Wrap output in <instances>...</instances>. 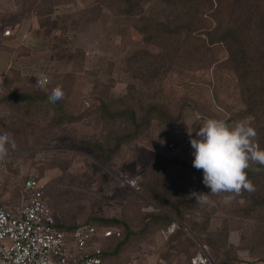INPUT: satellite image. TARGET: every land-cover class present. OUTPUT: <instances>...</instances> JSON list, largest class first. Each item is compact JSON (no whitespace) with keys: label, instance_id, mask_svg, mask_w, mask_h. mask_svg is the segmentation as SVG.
<instances>
[{"label":"rangeland","instance_id":"374dc122","mask_svg":"<svg viewBox=\"0 0 264 264\" xmlns=\"http://www.w3.org/2000/svg\"><path fill=\"white\" fill-rule=\"evenodd\" d=\"M248 2L259 7L254 14L256 20L259 16L263 19L264 0ZM91 4L92 0H63L51 19L53 22L55 17L62 18L66 32L62 34V30L49 25L36 35L32 33L36 29L32 13L22 14L23 0H0V52H3L0 53V96L12 90L17 82L27 85L47 77L52 86H60L67 93V105L75 108L76 115L82 116L86 111L90 114L72 125L51 128L46 123L51 117L50 111L46 115L42 109L46 118L39 114L36 119L25 111L26 123L12 127L8 113L1 108L0 133H9L15 148L7 162L0 164V199L16 201L23 180L34 176L44 184L47 203L59 223L77 226L91 222L92 215H102L118 220L133 218L132 223L137 224L136 207L148 200L138 191L133 192L125 181L137 178L140 183L149 171L165 174L166 179L179 180L181 190L188 180L202 181V170L192 166L194 149L190 140L199 138L196 133L207 119H221L230 126L238 121L249 123L256 129V141L264 149V103L253 112H246V101L240 95L231 70L225 64L217 65L226 56L222 47H215L210 53L211 64L198 71L189 69L183 79L180 68L160 80L133 78L126 72L124 59L142 45L135 32L121 31L119 20L108 11H102L96 21L93 16L83 17L82 21L64 19L66 15L79 19ZM212 8L229 18L232 0H212ZM243 13L239 21L242 27L249 15L244 9ZM214 22L216 24V20ZM243 34L246 39L251 37L249 33L248 36ZM58 36L65 37L64 45L52 41L51 38ZM256 36L257 43L251 44V51L255 47L264 49V31L257 29ZM4 58L12 69H5ZM149 64L146 61L145 68L140 67L138 73L149 68ZM14 70L21 74L17 79L9 74ZM99 82L105 88L100 87ZM111 97L124 98L123 103L126 97H132L138 101L135 105L140 103L143 110L150 106L161 107L173 119L179 109L184 114L174 124L149 121L143 134L124 145L106 166L90 148L74 145V149L67 152L60 147L67 137L93 143L117 133L116 125L105 123L97 111L94 112L99 106L98 99L106 101ZM229 119L234 121L228 122ZM37 136L43 139L38 144ZM261 171L249 178L255 185L254 192L243 191L230 203L223 200V195L228 194L210 196L215 206L198 204L194 214L189 216L200 223L207 218L208 225L201 239L218 242V246L207 248L197 240L198 246H195L184 237L172 243L168 240L169 229H148L111 264H264L260 262L264 260V202L255 203L264 200V169ZM131 191L142 200L139 202ZM142 210L151 212L154 208L144 205ZM141 225L143 222H138L137 228ZM224 226L226 232H220ZM187 232L195 238L189 230ZM224 235L226 243H223Z\"/></svg>","mask_w":264,"mask_h":264},{"label":"trees","instance_id":"16d2710c","mask_svg":"<svg viewBox=\"0 0 264 264\" xmlns=\"http://www.w3.org/2000/svg\"><path fill=\"white\" fill-rule=\"evenodd\" d=\"M62 1L23 0L24 12L22 14L31 12V17L36 22V29L32 33L40 35L41 31L49 25L53 26V29L62 30V34L66 32L67 28L62 18L55 17L56 20L53 22L51 19L52 15L56 13L55 8ZM243 9L249 13L244 27L239 22L241 16H244ZM258 9V6H252L248 0H232L230 16L225 18L212 8V0H92V4L84 9V14L79 19L67 15L64 16V19H69L71 22L82 21L83 17L93 16L96 21L100 18L102 11H108L119 20L123 27L121 31L124 33L135 32L140 37L142 45L132 50L131 54L124 59L126 72L130 73L133 78L146 79L147 77L148 80H160L165 78L162 76H170L175 69L180 68V78L183 79L189 69L198 71L200 67L211 64L213 58L210 53L214 51L215 47H222L226 56L224 59L222 57L223 60L217 62V65L220 67V65L225 64L229 67L238 83V88H240V95L246 101V112L251 113L257 106L264 103V49L255 47L251 51V44L257 43V29L264 31L262 24L264 18L259 16L256 20V15L254 16ZM253 16L255 18L252 19ZM215 20L216 24H214ZM243 33H249L251 37L246 39L242 36ZM64 38V36H58L51 39L63 44ZM146 61L150 62L149 68L138 73L140 67L145 68ZM9 74H13L16 79L21 76L17 70L9 71ZM43 78L45 77H42L39 83L33 80L27 85L17 82L12 90L0 96V109L2 108L8 113L10 126L18 127L26 123L25 111L30 113L34 119L37 115H42V109L46 111V115L50 111L52 114L46 123L51 128L63 127L67 124L72 125L81 120L82 116L90 115L88 111L82 116L76 115V112L73 111L75 108H69L67 105V93L56 104H50L48 95L55 86L49 82L43 83ZM98 85L105 88L100 82ZM98 100L99 106L94 112L97 111L105 123L116 125L118 132L113 136L110 134L101 142L93 143L79 138L78 140L67 137L62 140L60 147L66 149L67 152L74 149V145L90 148L94 154L101 158L100 162L104 166L124 145L130 144L140 137L148 127L149 121L156 120L160 124H174L184 114L183 110L179 109L176 119H173L171 114L161 107L150 106L143 110L140 103L135 105L138 101H134L132 97H126L124 103V98L111 97L106 101ZM127 102L131 104L127 105ZM21 111L23 114L19 113ZM42 116L46 118L45 115ZM233 121V119L228 120V122ZM40 140H43L42 137L37 136V144ZM256 168H260V171H248V179L254 178L257 173L264 169L259 165ZM143 177V183L142 181L138 182V192L145 196L148 201H143V205L136 207L134 217L137 224L132 223L133 214L130 217L131 220L127 218L109 219L102 215H92L90 217L91 222L87 223L98 230L106 227L104 229H112L118 232L98 240L104 264H111L135 239L141 238L148 229L168 230L172 225L176 226L168 236L169 242L177 243L184 237L188 242L192 240L195 246H198L196 240L199 245L207 248L219 245L218 242L201 239L200 235L204 234L203 232L208 225L207 218L204 220L205 222L202 221L201 223L193 218V220L189 219L198 205L189 194L193 191L210 193V189L202 181L188 180L181 190L180 181L166 179L165 174L158 175L149 171ZM132 191L131 193L134 195L135 193ZM136 197L138 200H142L140 195L137 194ZM45 200L48 202L46 196ZM263 202V199H259L255 203ZM144 205L153 206L154 210L144 212L145 210H142ZM138 222H143L139 228H137ZM77 226L59 223L57 228L69 233ZM109 227L116 228V230ZM224 228L225 226L220 229V232L225 231ZM188 230L195 238L189 235ZM226 237V235L223 236V243H226ZM260 262L264 263V260L261 259ZM234 263L223 262L221 264Z\"/></svg>","mask_w":264,"mask_h":264},{"label":"built area","instance_id":"2783aa9c","mask_svg":"<svg viewBox=\"0 0 264 264\" xmlns=\"http://www.w3.org/2000/svg\"><path fill=\"white\" fill-rule=\"evenodd\" d=\"M125 184L139 190L137 178ZM44 190V184L30 176L16 202L0 200V264H104L98 240L118 232L87 223L69 233L59 230Z\"/></svg>","mask_w":264,"mask_h":264},{"label":"clouds","instance_id":"9594fccd","mask_svg":"<svg viewBox=\"0 0 264 264\" xmlns=\"http://www.w3.org/2000/svg\"><path fill=\"white\" fill-rule=\"evenodd\" d=\"M47 79V77H45ZM65 93L62 87H54L48 95V102L56 104ZM198 139H191L194 149L192 166L202 170L203 184L209 194L191 192L189 195L198 204L215 206L210 196L223 195L230 203L243 191L254 192L255 185L248 179V170L260 171L253 165L264 167V149L256 141L257 131L249 123L238 121L229 125L221 119H207L196 133ZM15 141L7 132L0 133V164L7 162Z\"/></svg>","mask_w":264,"mask_h":264},{"label":"crops","instance_id":"0c3cea01","mask_svg":"<svg viewBox=\"0 0 264 264\" xmlns=\"http://www.w3.org/2000/svg\"><path fill=\"white\" fill-rule=\"evenodd\" d=\"M0 53H3V52H0ZM14 54H15V52H13L12 55L14 56ZM4 60H6V58H4ZM5 62H6V63H5ZM4 63L6 64V65H5V69H10V68H12V65L10 64V62L7 63V60L4 61ZM1 71L3 72L4 69L1 70ZM131 190H132V189H131ZM134 192H135V191H134ZM0 200H2V199H0ZM17 200H18V198L16 199V201H17ZM3 201H4V200H3ZM16 201H14V202H16ZM4 202H6V201H4ZM175 226H176V225H172V226H171L172 228H171V227H170L171 229L169 228V231H170L169 233H171V232L173 231V229L175 228ZM173 227H174V228H173ZM207 257H208V256H207Z\"/></svg>","mask_w":264,"mask_h":264}]
</instances>
